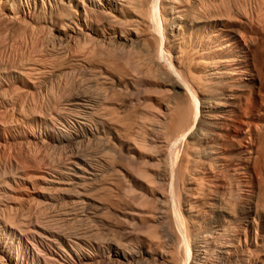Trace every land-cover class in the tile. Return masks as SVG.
<instances>
[{
  "label": "bare ground",
  "instance_id": "bare-ground-1",
  "mask_svg": "<svg viewBox=\"0 0 264 264\" xmlns=\"http://www.w3.org/2000/svg\"><path fill=\"white\" fill-rule=\"evenodd\" d=\"M229 22L249 37L264 0H0V150L36 169L0 155V264H264L262 199L236 208V172L211 193Z\"/></svg>",
  "mask_w": 264,
  "mask_h": 264
},
{
  "label": "rangeland",
  "instance_id": "rangeland-1",
  "mask_svg": "<svg viewBox=\"0 0 264 264\" xmlns=\"http://www.w3.org/2000/svg\"><path fill=\"white\" fill-rule=\"evenodd\" d=\"M24 12L27 14V10ZM25 24L26 20L12 29L6 28L8 31L5 38L14 46L12 48L16 54L25 53L30 47V42L20 37L25 32ZM226 26L222 28V35H233V40L236 39L235 43L237 42L239 46V59L243 60L237 64L238 73H234L232 79L227 80V84L224 85V93H227L230 99L222 100L223 102L215 107L217 110L215 119L222 125V129L220 128L218 132L227 145L229 144L228 149L222 148L224 153H221L226 159L230 158L232 161H229L232 164L228 160L223 161L220 173L218 171L215 173L218 178H216V187L211 188L213 189L211 193L217 192L221 196L224 191L226 193L228 189H235L232 182L230 183L232 185L228 186V180L224 176H227V173L230 175L236 172L235 176L239 177L241 192L239 195L241 201L239 199L238 202L235 201L236 208L240 210L243 205L246 211L252 212L259 207L257 205L264 202V196H262L264 195V27L251 30L249 32L251 38H249L248 35L244 37L245 34L236 22H229ZM238 33H241V37ZM199 97H207V95L201 93ZM204 113L205 117L201 119L205 120L212 114L207 110ZM11 141V147L9 145L8 150L1 149L0 155L10 156L19 164H25L23 167L27 173L35 172L36 169L28 164L27 149L16 141ZM260 211L264 213L261 208Z\"/></svg>",
  "mask_w": 264,
  "mask_h": 264
}]
</instances>
